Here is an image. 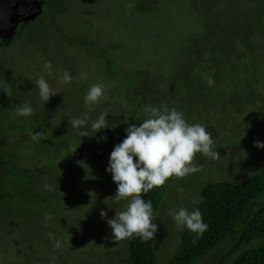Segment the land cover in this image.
Here are the masks:
<instances>
[{"label":"rangeland","instance_id":"obj_1","mask_svg":"<svg viewBox=\"0 0 264 264\" xmlns=\"http://www.w3.org/2000/svg\"><path fill=\"white\" fill-rule=\"evenodd\" d=\"M62 1L61 7L52 0H39L35 12L23 15V26L9 40L0 41V102L10 103V96L17 95L2 77L6 72L20 84L19 97L28 98L23 103L31 104V115L40 117L36 129L42 131L44 124L53 141L47 165L30 143L19 151L20 160L42 170L39 187L56 203L40 218L16 217L0 225V264H72L74 259L80 264H120L128 239L115 241L107 219L123 211L127 201L114 198L118 186L107 171L112 150L91 147L88 141L98 135L126 137L130 125L139 126L147 118L146 105L176 107L189 123L206 125L220 154L212 159L199 153L193 163L200 171L170 177L172 183L156 209L158 231L153 242L158 260L167 264L184 229L177 227L170 213L181 206L192 210L206 183L246 180L255 171H264V149L255 144L264 142L263 69L258 67L261 76L251 79L218 72L219 66H231L229 47L217 44L227 52V58L217 60V48L208 51L195 43L211 14H206L207 0ZM230 11L226 0L220 14ZM47 61L52 62L51 73ZM262 63L258 58L256 64ZM64 70L73 76L67 85L60 81ZM81 73L87 74V80L80 78ZM40 76L58 92L46 103L36 86ZM233 81L244 89V99L227 93ZM96 83L106 86L105 96L89 111L84 96ZM105 111L109 127L95 133L91 122ZM85 113L92 136L82 137L84 129L70 121ZM263 204L264 193L254 211ZM101 211L107 212V218L101 217ZM238 235L237 227L232 237L192 264L214 263ZM56 241L60 247H55Z\"/></svg>","mask_w":264,"mask_h":264},{"label":"trees","instance_id":"obj_2","mask_svg":"<svg viewBox=\"0 0 264 264\" xmlns=\"http://www.w3.org/2000/svg\"><path fill=\"white\" fill-rule=\"evenodd\" d=\"M52 1L55 5H64L62 0ZM257 1L229 0L231 11L225 14H220V10L226 0L206 2V14H211L204 19L205 27L202 29L205 31L200 33L202 37L198 35L195 43H202V46L210 49L208 51L217 48V60L220 57L227 58L225 49L217 44L229 47L232 52L231 66L228 65L226 69L218 67V72L223 76H233L234 79L258 78L261 76L259 68L263 69L264 74V0H259L260 3ZM53 8L56 9L55 6ZM190 42L194 43L193 38ZM260 57L263 63L259 65L256 61ZM2 77L12 87V94L17 95L10 96V103L0 102V225L16 217L26 221L40 218L42 213H48L56 204L52 195L39 187L42 170L26 166L19 156V151L30 143L34 145L30 149L38 153L47 165L51 159L49 148L53 142L51 133L46 130L49 128H45L42 123V131L36 129V121H41L40 117H35L36 114L29 118L17 115V109L24 105L23 100H29L19 97L20 88L17 86L20 84L9 74L3 72ZM241 86L244 87V84L241 83ZM226 91L228 94L238 93V97L243 99L245 97L244 89L238 88L236 81ZM24 128L26 133L23 132ZM124 138L120 135H98L88 144L113 151ZM198 157L199 153L194 160ZM255 172L246 180L203 185L194 208L198 207L203 213L208 229L198 236L184 228L178 250L167 264H192L212 247L232 237L237 227L239 235L234 237L226 254L212 264H264V204L254 211L257 198L264 193V171ZM171 183L169 178L163 186L144 195L146 201L152 202L154 215ZM153 242L154 238L144 240L135 235L128 238L120 264H161ZM108 248L111 249L112 245ZM74 260L72 264H80Z\"/></svg>","mask_w":264,"mask_h":264},{"label":"clouds","instance_id":"obj_3","mask_svg":"<svg viewBox=\"0 0 264 264\" xmlns=\"http://www.w3.org/2000/svg\"><path fill=\"white\" fill-rule=\"evenodd\" d=\"M45 67L51 73L52 62L47 61ZM80 78L87 80V74L81 73ZM73 76L64 70L60 81L70 84ZM211 84L212 81L210 80ZM40 98L46 103L56 92L44 76L36 80ZM2 87V86H0ZM7 92V89H4ZM106 86L102 83L93 84L84 96L89 111L93 105L99 103L105 96ZM147 118L137 126L130 125L126 129V137L114 147L110 154L107 171L112 174L117 184L116 201L126 200L123 211L116 212L114 218L107 219L112 229L115 241L139 236L144 240L154 238L158 225L154 222L153 205L146 201L144 195L152 189L163 186L170 177H185L200 171L198 164L193 163L197 153L216 159L220 156L214 150V139L207 126L202 123H189L182 110L167 105H146L143 109ZM33 112L30 103H25L17 109V115L29 116ZM107 111L91 122V129L95 133L108 128ZM90 117L85 113L81 117H74L70 123L73 127L84 129L82 137L92 136L87 131ZM256 147L264 149V142L256 141ZM182 191V189H181ZM195 203V201H194ZM179 229L187 228L190 232L202 236L208 229L200 209L189 210L181 206L170 213ZM101 217L107 218V212L101 211ZM50 238L55 240L52 233ZM56 241L55 247H60Z\"/></svg>","mask_w":264,"mask_h":264},{"label":"water","instance_id":"obj_4","mask_svg":"<svg viewBox=\"0 0 264 264\" xmlns=\"http://www.w3.org/2000/svg\"><path fill=\"white\" fill-rule=\"evenodd\" d=\"M21 4V0H0V29L5 26L8 30L5 37L16 33L19 23L24 20L23 15L27 14L25 12L20 14Z\"/></svg>","mask_w":264,"mask_h":264},{"label":"flooded vegetation","instance_id":"obj_5","mask_svg":"<svg viewBox=\"0 0 264 264\" xmlns=\"http://www.w3.org/2000/svg\"><path fill=\"white\" fill-rule=\"evenodd\" d=\"M21 1H22V4H21L22 13L25 12L29 14L30 11L35 12V6L39 5V0H21ZM22 26H23V22H20L17 27V31L19 27H22ZM6 31L8 30L5 26H3L2 29H0V41L5 40V39L9 40L10 36L5 37Z\"/></svg>","mask_w":264,"mask_h":264}]
</instances>
